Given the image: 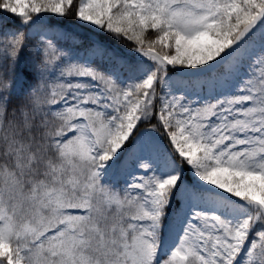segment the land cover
<instances>
[{
	"label": "snow or ice",
	"instance_id": "obj_1",
	"mask_svg": "<svg viewBox=\"0 0 264 264\" xmlns=\"http://www.w3.org/2000/svg\"><path fill=\"white\" fill-rule=\"evenodd\" d=\"M0 264H264V0H0Z\"/></svg>",
	"mask_w": 264,
	"mask_h": 264
}]
</instances>
